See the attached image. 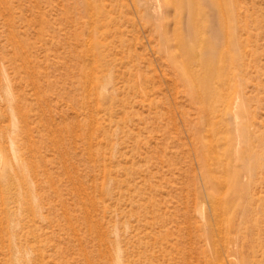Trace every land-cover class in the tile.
Instances as JSON below:
<instances>
[{"label":"rangeland","instance_id":"374dc122","mask_svg":"<svg viewBox=\"0 0 264 264\" xmlns=\"http://www.w3.org/2000/svg\"><path fill=\"white\" fill-rule=\"evenodd\" d=\"M232 179L264 222V0H0V264L182 254Z\"/></svg>","mask_w":264,"mask_h":264},{"label":"bare ground","instance_id":"6f19581e","mask_svg":"<svg viewBox=\"0 0 264 264\" xmlns=\"http://www.w3.org/2000/svg\"><path fill=\"white\" fill-rule=\"evenodd\" d=\"M180 47L181 50H185V54L192 55L197 51L196 44L189 46L182 42ZM200 55V63L205 69L212 52L200 53ZM185 61H181L179 76L185 82L186 87L190 89L189 91L192 94H197L193 98H199L203 107H206L208 102L215 99V95L212 94V86L209 83L210 78L197 75L193 62ZM224 184L226 187L232 186V191H225L227 203L222 206L216 205L217 210L215 211L218 213L216 226L211 229L207 226L203 234L197 235L191 231L187 250L182 254L178 251L177 255H174L169 236L163 237L159 243L158 254H155L154 249L156 248H151L148 254L150 264H264V222L260 220L262 211L258 210L259 207L252 208L251 205L236 207L235 204L238 201L244 202L241 191L237 190L238 187L236 189L238 184L234 179ZM198 244L204 245L205 248L200 250ZM116 264L122 263L118 261Z\"/></svg>","mask_w":264,"mask_h":264}]
</instances>
